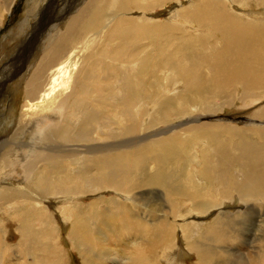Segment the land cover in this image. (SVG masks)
<instances>
[{
    "label": "bare ground",
    "instance_id": "1",
    "mask_svg": "<svg viewBox=\"0 0 264 264\" xmlns=\"http://www.w3.org/2000/svg\"><path fill=\"white\" fill-rule=\"evenodd\" d=\"M14 2L15 0H0L1 22ZM159 8L167 10L168 16L166 15L165 21L168 22L169 27H159V23L156 24L155 20L146 18V14L157 11ZM71 9L72 12L68 15L61 33L57 29L59 24L51 22L47 25V30H41L45 31L42 36L45 39L35 45L30 55L35 56L42 49L44 51L21 89L23 104L19 116L14 120L15 122L9 118L11 126L8 131L9 136L7 135L3 140L0 139V264H20L22 262L39 264V261L41 264H55L60 254L54 232L60 230L59 225L65 226L68 222L71 225V236H83L86 241L90 236L86 228V218L89 216L87 213L82 215L75 211L76 208L84 207L78 201L79 199L84 200V196L79 195L91 193L95 191V188L104 186L120 189L122 192L128 191L122 189V183L117 180L112 169H115L114 162L133 153L125 149L134 147L139 149L138 153L149 154L151 159L154 157V161L157 162L171 161L179 153L188 151L190 155H193L189 158L195 160V163H200L199 168L203 177L209 178L213 175L206 181L197 175L193 181H187L193 184L198 191L203 190V198L197 200L193 197L196 200L194 202L196 212L184 208L179 210L178 218L181 219L176 217L177 221L174 224L167 222L162 214V219H153L151 222L148 220L149 228L146 231H149L150 236L153 237V241L150 242L152 248L156 244L161 245L162 248L168 247V254L166 253L165 258L167 257L169 261L176 257L180 260V264H187V259H192L190 254L195 252L199 260L195 264H216L214 252L206 247L205 240L225 239L226 235L229 236L226 230L231 228L232 224L229 226L226 213H220L213 216L205 232L201 234L199 228L202 229L203 221L199 220L208 218L213 207L229 208L230 205L224 200L218 204H211V194L204 186L209 184L214 193L219 195L226 193L227 188L229 192L233 190L238 193L246 209L236 217H244L249 210H252L247 207L248 201L244 200L245 197L251 199L261 194L264 200V144L257 143L253 138L259 133H264V130L261 131V127L257 125L239 128L240 126L228 123L218 124L202 120L201 122L198 117L187 116L186 121L172 124L168 129L153 133L166 134L180 126L191 124L192 126L181 128L159 141L151 140L145 145L139 144V148H136L135 142L137 140L148 141L146 136L152 134L147 133L144 137L132 136L144 128L143 124H124L117 132L110 131L109 134L105 132L106 136L126 135L128 141L123 143L113 140L114 142L103 145L99 143L100 139H92L89 129L86 128V125L98 116V112L95 113L91 107L87 106V99L98 101L97 91L89 87L88 80L91 77L93 65H95V56L99 52L105 53L103 49L109 42L114 41L111 39L114 38L116 32L119 33L118 40L122 39L124 42L131 37L130 33L140 32L142 38L150 40L149 43L159 42V39L170 37L172 33V37L180 42L181 48L190 54V61H193L194 57L191 56L189 50L194 47L204 49L202 44L204 41L207 42L206 45L211 50L209 53L204 52L200 55L198 62L201 67L206 66L208 72L202 70L201 67L198 68L195 63L191 67L184 64L181 66V63H174L172 60V64L167 65L169 71L165 75L166 81L163 88L154 82L131 80V76L124 71L122 82H120L122 85L119 84L116 87L119 91H114L112 95H109L112 96L114 102L118 101V97L121 99V105H125V107L122 105L124 116H129L132 122L137 121L140 114L144 112L145 100L152 103V106L154 104L162 106L171 100V97H168L169 94L175 96L183 85L185 89H182L193 93L192 97L187 99L186 104L200 105L206 112L213 111L212 107H209L210 102H207L205 96L200 94L203 90L229 91L235 84H238L248 98H255L258 96L257 92L255 95L252 94L255 90L264 91V0H75ZM135 14H142V16L137 18L133 16ZM28 18L22 24H28ZM188 29H192L195 33L189 34ZM24 30L23 26L21 29H14L13 38L16 39L11 42L14 44L9 54L21 62H27L29 59L28 57L19 58L22 56V50H25L23 49L24 44L18 45V41L24 40ZM205 31V36H203ZM212 36L216 39L214 40ZM43 41L44 44L41 45ZM215 41H221V46L213 48ZM188 43L194 46H188ZM141 47L138 46L135 51ZM15 48H17L16 51ZM133 49L129 47L130 52H135ZM115 52L123 55L121 50ZM23 55H25L24 51ZM135 55L138 57L137 52ZM152 59V53L147 52L143 59L137 58L130 61L135 66L136 74L145 75L149 71ZM20 70L21 66L12 69V74L7 75V77L10 76L8 79L16 76ZM166 89L169 94L166 93ZM152 90L154 93L157 90L158 93L161 91L163 94L162 96L152 94ZM141 91L142 94H148L147 99ZM116 92L120 93L117 95ZM1 94L2 91L0 97ZM182 95L185 96L186 93ZM98 104L99 106L104 105ZM186 112L187 109L175 110L178 115ZM147 115L150 117L148 121L150 124L157 121L154 116L150 115V110ZM57 120L62 123V127L53 123ZM44 121H49L51 124L43 130L42 134H38L36 128ZM5 133L4 131V135ZM183 135L185 136L182 137ZM225 136H231L237 140L234 139L232 145L229 138L226 139ZM32 138L34 145L30 148L27 139ZM83 141L89 143L81 144ZM24 146L31 149L27 161L23 156L27 152ZM193 147L194 151H190ZM210 147L208 154L216 155L220 164V169L216 172L208 167L212 166L210 162L213 159L205 152ZM198 148L200 150H197ZM233 149L234 152H232ZM110 156L113 158L112 161L108 160ZM230 158H242L244 163L233 169ZM62 160H68L75 166L73 175L66 179L68 183L58 178L57 170ZM40 166H43L41 170ZM94 167L102 169V172L95 177L94 175L85 177V171H90ZM18 170L23 171L25 177L13 181L14 174ZM171 176V174L161 173L158 168L151 174L146 185L168 187L171 184L170 182L168 184L165 178ZM236 176L240 178L237 179ZM202 184L204 186H201ZM183 191L184 196H192L186 190L183 189ZM127 199L137 205L135 198L127 196ZM111 201L113 205L106 209V215L104 213L97 215H100L102 222L113 226L111 222H108L109 219L107 221L108 215L115 216L118 221L123 222L121 217L126 215L127 210L125 204L117 200ZM223 203L225 206H221ZM149 209L153 213L150 216L153 217L155 210L152 206H149ZM33 220H36L35 223L39 226L34 227ZM5 224H9L10 228H15L18 238L15 247L18 250L11 249L14 246L13 243L5 242ZM121 224L125 225L124 229L119 225L115 229L119 226L118 229L122 233L131 230L132 226H135L136 231H139L141 235L145 232L136 223L127 221ZM177 229L180 231L181 239H186L183 241L186 247L182 245L180 239L176 238ZM165 230L168 231L169 236L172 235L168 240L169 245L165 242L168 238ZM189 230H192V236L188 235ZM96 237L98 240H105L99 234H96ZM147 241L140 238L134 244L138 249L128 257L127 264H159L157 263L159 257L153 256V253L155 254L153 249L150 255L146 248ZM26 255H32L34 262L29 263L25 258ZM248 264H264V249L256 258L248 260Z\"/></svg>",
    "mask_w": 264,
    "mask_h": 264
},
{
    "label": "rangeland",
    "instance_id": "2",
    "mask_svg": "<svg viewBox=\"0 0 264 264\" xmlns=\"http://www.w3.org/2000/svg\"><path fill=\"white\" fill-rule=\"evenodd\" d=\"M73 2H75V0H15L14 4L10 8V11L7 13V16L4 17L2 22L0 21V92L2 91L0 97L1 140L5 139L7 135L9 136L8 131H10L11 128L10 122L8 121L9 118L10 120L13 119L14 121L20 114L21 105L23 104V95L21 89L28 80L31 69L36 67L40 56L44 51L42 49L39 53H37V55L32 57L30 55L34 51L33 48H35V45L40 44V41L45 39V37H42L45 31L41 30H47V25L53 23L56 25L59 24L57 29L59 30V33H61L64 30V23L69 17L68 15L72 12L71 6ZM76 5H78V3ZM166 15L168 16L167 10L165 8H159L157 11L148 13L145 16L146 18L148 17L152 18V20H155L156 24L159 23V27L166 28L169 27L168 22L165 21ZM133 16L138 18L142 16V14H135ZM27 18L29 19V23L26 25L24 23L22 24V22ZM58 19L60 20L58 21ZM61 22L62 24H60ZM22 26L25 29L23 34L24 40L21 39L18 41V45L24 44L23 49L25 50H22V56L19 58L28 57L29 59L27 62H21L17 60L16 57L12 58V56L9 55L12 52L14 44L11 42H14L16 39L13 38L14 29H21ZM55 29H53V31ZM187 32L191 35L195 33V31L192 29H188ZM137 33H139V35ZM137 33H130L131 37L124 42L122 39L118 40L119 33L116 32L114 34V38H110L114 41L109 42L103 49L105 50V53L99 52L95 56V65H93L92 74L88 80V84L90 86H88L94 88L93 91H97L96 97L98 101L96 102L91 99H87V106L91 107L95 113L98 112V116L95 120L86 125V128L89 129V134L92 139H100L101 142L99 140V143L103 145H107L108 143L118 140L125 143V141H128L126 139V135L123 136L111 134L106 136V134H109L110 131H119L121 125L124 124H143L144 128L132 136L144 137V135L147 133L152 134L146 136L148 141H138L136 139L137 142H135L134 145H136V148H139V144L145 145L146 143H150L151 140L159 141L163 138H166V136H170L173 132H177L181 128L192 126V124L180 126L174 130L168 131L166 134L161 132L153 133L155 131L168 129L172 124L184 122L186 121L185 119L187 116L198 117L200 121H210L211 123L215 122L218 124H233L234 126L237 125V127L240 126L239 128L242 126L250 127L257 125L258 127H261V131L262 129L264 130V91L261 89H258L260 92L255 90L252 94L255 95L257 92L256 95L258 96L255 98H248V96L244 94L243 88L238 84H235V86H233L229 91L210 92L203 90L200 93L205 96L207 102H210L209 107H212L211 110L213 112H206L202 106L197 104H186L188 102L187 99L191 98L193 93L187 89L184 90L185 86L183 85L178 89L180 92L177 91L178 93L175 96H170L168 89H166V93L169 94L168 97H171V100H169L167 103H164L162 106L157 104L152 106V103L150 104L147 100H145V108L143 109L144 112L140 114V117L137 119V121L135 120V122H132L129 119V116H124L123 111L125 105L122 104L124 107L121 105V99L118 97V101L114 102L112 101V96H109L112 95L114 91H119L116 89V87H118L120 82H122L124 71L129 76H131V80H137L138 82H154L157 86H162L164 88L163 84L166 81L165 75L169 71V67L167 68V65L172 64V60L174 63H181V66L184 64L185 66L190 65L191 67V65L195 63V65L200 68L201 65L198 62L199 56L204 54V52L209 53L211 50L208 48L209 46L206 45L207 42L204 41L202 46L205 47V50L202 48L197 49L195 47L189 50L191 56L194 57V60L190 61V54L186 53L187 50L181 48L180 42L172 37V33L170 37L168 36L164 39H159V42L155 43H149L150 40L148 38H142L141 33ZM205 33L206 31L203 32V36H205ZM212 38L214 40L216 39L215 36H212ZM215 42L216 43H214L213 48L221 46V41ZM42 44H44V41L41 43V45ZM146 44L148 46H145ZM187 45L194 46L193 44L190 45V43ZM136 46L142 47L135 51V48H137ZM129 47H132V49L134 48L133 51L135 52H130ZM14 50L16 51L17 48ZM116 50H121L123 55L121 56L116 53ZM23 51L25 55H23ZM136 52L138 57L135 55ZM147 52H151L153 55L152 64L149 66V71L145 75L136 74L135 66H133L130 60H136L137 58L143 59ZM179 54H181V56ZM20 66L21 70L16 76L9 80L8 78H10V76L7 77V75H11V70L14 68H19ZM201 69L208 72V68L206 66L201 67ZM119 93L120 92H116L117 95ZM155 93L157 95L160 94L161 96L163 94L161 91L158 93L157 90ZM155 93L152 90V94ZM182 93H186V95L183 96ZM249 94L251 95V93ZM142 95L146 97V99L148 98L147 93ZM98 103L104 105L99 106ZM176 109H187V112L185 114L178 115L175 113ZM149 110L150 115L157 119L155 123L153 122L150 124L148 122L150 119V117L147 115ZM159 111L161 112L159 113ZM53 123L62 127V123H60L58 120ZM49 124H51L49 121H44L42 124L37 126L36 130L38 134H42L43 130ZM3 130L6 132V135H4ZM184 136L185 135L182 137ZM255 136H253V138L257 143L264 144V133H259L258 136ZM227 137L228 136H225L226 139ZM228 138L232 145L234 139L235 141L237 140V138H233L231 136ZM208 139L210 140V138ZM35 140H37V138ZM27 141L29 147L31 148L34 145L33 138L27 139ZM87 143L89 142H81V144ZM25 149L27 152L23 156L27 161L31 149H28L27 147H25ZM210 149L211 147L206 149L207 151L205 154H208ZM125 150L132 151L133 153L123 156V158L120 159L121 161L118 160L114 162L115 165L113 166L115 169H112V171L116 174L117 180L122 183V189L124 191H128L122 192L120 189H113L104 186L102 188H95V191H92L91 193L83 195L79 193V196H84V200H78L84 207L80 209L76 208L75 211L82 213V215L84 213L88 214L89 217L86 218V228L89 231L90 236L86 241L84 240L83 236L72 237L70 233V222H68L65 226L59 225L60 230L58 229L54 232V238L57 241L56 246L60 254V257L55 260V264H127L126 262H129L128 257H130L135 252V250L138 249V247H136L134 244L139 241L140 238H143L146 241L148 240L145 246L149 250L150 255L152 254L151 249H153V252H155V254L153 253V256L156 257L157 255V258L159 257L157 263L180 264V260L176 257L172 258L171 261H169L167 257L165 258L166 253L168 254L167 246L162 248L161 245L156 244V246L152 248L150 242L153 241V237L150 236L149 231H146L149 228L148 220L151 222L153 219H162V214H164L167 222L170 224L173 222L172 224H174L175 221H177L176 219L178 218V214L180 212L179 210L184 208L185 210L192 209L194 212H196V210H194V202L196 200L193 199V197H195L197 200L199 198H203V190L199 189L198 191L195 187H193V184H190L187 181H193L196 178L195 175H197V177L203 181H206L211 179L213 175L209 178L203 177L199 168L200 163H195V160L189 158L193 155H190L188 151V154L186 151L179 153L174 158H172L171 161L157 162L156 160L154 161V157L151 159V155L149 154L138 153L137 151L139 149H135V147L133 149L127 148ZM197 150H200V148ZM190 151H194V147ZM232 152H234V149ZM111 156L108 158L110 161L113 160ZM208 157H212L213 159V161L210 162V165L212 166L208 167H210L215 172L218 171L220 169V164L216 155L208 154ZM230 163L232 168L235 169L237 166H241L244 163V160L242 158H230ZM42 168L43 166L39 167L40 170ZM158 168L161 173L172 175L171 177L165 178L168 184L170 182V186L163 187L161 185H146L151 174ZM73 169H75V166L71 164L70 161H60L59 168L57 170L59 180L68 183L69 181L66 179L73 175ZM100 172H102V169L94 167L93 169H90V171H85V177L89 175H94L95 177L98 176V173ZM24 177L23 171L18 170L14 174L13 181L15 179H24ZM236 178L239 179L240 177L236 176ZM74 180L79 181L76 179ZM205 185L207 186H204V184L201 186L206 187V189L210 192L212 198V200H210L211 204H218L224 200L228 205H230V207H213V210H210L211 214L208 218L204 220L201 218L202 220H199L203 221L202 229L199 228V232L203 234L210 220L220 213H226L229 219V226L232 224L230 226L231 228L226 230L229 236L232 237L226 235V238H223L222 240L218 238H215L212 241L205 240L206 247L214 252L216 264H248V260L256 258L261 250L264 249V200L261 198V194L251 199L250 197H245L244 200L248 201L247 207L251 208L252 210H249L248 214L244 217H236L238 214L243 213V211L246 209H244L245 206L241 202L240 199L242 198H240L239 194L235 193L233 190L229 192L228 188L224 194H215L209 184ZM196 187H198V185ZM183 189L192 194V196H184ZM71 196L74 195L71 194ZM127 196L130 198H135V201H137L136 204L138 206L132 204L131 201L127 199ZM75 199L77 198L75 197ZM111 200H117V202L126 205L125 209L127 210V213L121 217V220L125 223H127V221L136 223L143 231H145L142 235L139 231H136L135 226H132L131 230L124 231L122 233L118 227L122 226L124 229L125 225H122L121 223L123 222L118 221L117 217H111L109 213H107L109 214L107 221L109 219L108 222H111L113 226L101 221L102 218L97 214L104 213L106 215V209L111 208L113 205ZM149 206H152L155 210L153 217L150 216L153 213L151 209H149ZM221 206H225V203L221 204ZM185 214L187 216V213ZM35 222L36 220H33V226H39ZM117 225L119 226L115 229ZM55 228H57L56 224ZM5 229V242L13 243L14 246L11 249L18 250V248L15 247L18 240L15 233V228H10L9 224H5ZM165 233H167L168 237L165 242L167 245H169L168 240L172 237V235L169 236L168 231L166 230ZM96 234H99L105 240H98ZM175 235L176 238L181 240L182 245L186 247V244H183V241L186 239H181L179 229L175 231ZM188 235H193L192 230H189ZM190 256H192V259H187V264H195L199 261L195 252H192ZM25 258L29 263L34 262L32 255H26ZM38 263L41 264L40 261ZM20 264L24 263L22 262Z\"/></svg>",
    "mask_w": 264,
    "mask_h": 264
}]
</instances>
